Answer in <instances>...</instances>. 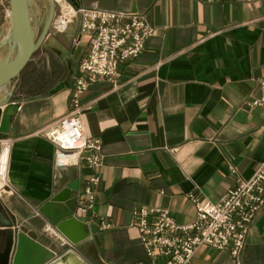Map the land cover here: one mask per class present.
Here are the masks:
<instances>
[{
    "label": "crops",
    "instance_id": "obj_1",
    "mask_svg": "<svg viewBox=\"0 0 264 264\" xmlns=\"http://www.w3.org/2000/svg\"><path fill=\"white\" fill-rule=\"evenodd\" d=\"M70 1L142 12L155 34L121 65L117 84L98 80L81 96L84 131L102 142L104 162L86 223L68 224L66 234L41 209L61 212L70 196L79 206L93 172L85 165L57 172L56 147L40 132L72 110L71 92L92 39L82 32L81 17L63 32L51 30L40 56L0 88V101L12 92L17 105L3 138L11 146L8 182L0 185V251L7 219L33 242L25 252L30 264L70 250L85 264H161L146 253L134 208H167L178 223H189L196 214L190 193L218 201L264 160V106L249 104L261 96L264 78V0ZM58 195L64 200L51 206ZM243 262L264 264V208L248 233ZM193 264H231V254L204 246Z\"/></svg>",
    "mask_w": 264,
    "mask_h": 264
},
{
    "label": "built area",
    "instance_id": "obj_2",
    "mask_svg": "<svg viewBox=\"0 0 264 264\" xmlns=\"http://www.w3.org/2000/svg\"><path fill=\"white\" fill-rule=\"evenodd\" d=\"M60 12L52 29L63 32L77 16L81 17V30L92 35L90 49L81 61V75L71 92L72 110L57 122L40 132L56 147L54 167L57 172L72 166L85 165L93 174L88 179L84 198L79 202L76 216L84 217L92 210L100 181L99 168L103 165L102 142L89 137L83 127L81 96L98 80L118 83L121 65L138 57L148 40L155 34L146 14L117 12L97 4L75 6L70 0H56ZM245 2L255 0H240ZM261 96L252 100V106H264V78L260 80ZM8 139H0V153L8 149ZM8 165L3 183L7 185ZM189 199L196 208L194 219L178 223L167 208L141 205L133 210L141 242L150 258L161 264H193L201 247L229 250L231 264H244L243 251L248 233L259 211L264 208V160L253 175L240 180L218 201H212L192 192ZM105 227L110 225L105 224ZM48 230H52L51 227ZM55 234L57 232L53 231Z\"/></svg>",
    "mask_w": 264,
    "mask_h": 264
},
{
    "label": "water",
    "instance_id": "obj_3",
    "mask_svg": "<svg viewBox=\"0 0 264 264\" xmlns=\"http://www.w3.org/2000/svg\"><path fill=\"white\" fill-rule=\"evenodd\" d=\"M32 1L33 0H10V10L12 14V24L5 40L0 43L9 45V52L0 59V88L8 87L10 83L17 79L26 68L33 55L42 46L45 39L51 32L52 23L56 15V0H49V14L45 24L37 36L36 26L32 20ZM75 1V0H72ZM12 92L6 94L0 101V139H3L10 130L11 115L17 105L11 101ZM5 106L4 109L2 107ZM77 191L74 186L70 187ZM64 200L61 195L56 196L52 200L51 206ZM78 209V197L70 196L65 200V208L56 214H49L46 208L41 211L49 218L51 223L61 232L66 234V227L72 222L80 224L86 223L85 217L76 216ZM7 230L4 236V247L0 251V264H30L26 262L25 252L27 248L34 246L30 238L23 231H15L12 229L10 220H3ZM98 226L91 225L93 232ZM32 236V235H31ZM73 243L77 241L73 239ZM36 264V263H31ZM42 264V263H41ZM47 264H85L77 258L75 252L70 250L62 257L50 260Z\"/></svg>",
    "mask_w": 264,
    "mask_h": 264
},
{
    "label": "rangeland",
    "instance_id": "obj_4",
    "mask_svg": "<svg viewBox=\"0 0 264 264\" xmlns=\"http://www.w3.org/2000/svg\"><path fill=\"white\" fill-rule=\"evenodd\" d=\"M60 12V5L56 1V15ZM49 14V0H33L32 1V20L36 26L37 36L40 34L45 21ZM11 12H10V0H0V43L5 40L11 29ZM54 18V19H55ZM51 30H54L51 28ZM55 31V30H54ZM9 52V45L4 44L0 49V59H3ZM40 56L39 52L35 54V57ZM16 80V79H15ZM13 80L11 83H13ZM10 83V84H11Z\"/></svg>",
    "mask_w": 264,
    "mask_h": 264
},
{
    "label": "bare ground",
    "instance_id": "obj_5",
    "mask_svg": "<svg viewBox=\"0 0 264 264\" xmlns=\"http://www.w3.org/2000/svg\"><path fill=\"white\" fill-rule=\"evenodd\" d=\"M11 12V10H10ZM11 17V23H12V14L10 15ZM8 158H9V151L8 149H4L1 153H0V173L2 175H4L6 173L7 170V163H8ZM3 183V179L1 177V182L0 185Z\"/></svg>",
    "mask_w": 264,
    "mask_h": 264
}]
</instances>
